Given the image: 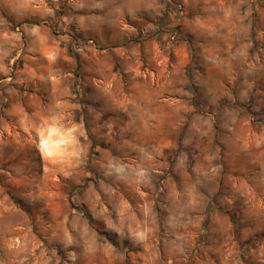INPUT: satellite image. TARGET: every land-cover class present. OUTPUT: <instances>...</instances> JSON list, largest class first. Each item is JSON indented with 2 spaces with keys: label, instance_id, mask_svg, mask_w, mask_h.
<instances>
[{
  "label": "rangeland",
  "instance_id": "1",
  "mask_svg": "<svg viewBox=\"0 0 264 264\" xmlns=\"http://www.w3.org/2000/svg\"><path fill=\"white\" fill-rule=\"evenodd\" d=\"M51 1L0 0V264H264V0L117 4L121 55Z\"/></svg>",
  "mask_w": 264,
  "mask_h": 264
},
{
  "label": "crops",
  "instance_id": "2",
  "mask_svg": "<svg viewBox=\"0 0 264 264\" xmlns=\"http://www.w3.org/2000/svg\"><path fill=\"white\" fill-rule=\"evenodd\" d=\"M62 1H66V0H52L51 1V3H54L53 5L54 10L51 11L53 12L51 14L53 15L57 14L55 10L58 11L61 8L60 4L62 3ZM41 2L42 0H22V5H20L21 8L18 10L17 8H14L15 11H20L18 13L21 14V15H17L16 18L17 19L21 18L22 20H28V19L32 20V19L40 18V16H42ZM112 4H114V7H112ZM117 4H124L123 5L124 9L129 10L130 14L133 15L138 10V8H136V5H138L139 2L137 0H106L105 2H98V4L96 5L95 8H93V10L99 11L102 9H106V13L104 14L99 13L98 14L99 16H96L97 15L96 13L93 16L92 15L84 16L81 24L83 26V30L85 34L90 35L92 37H100L102 32H106L108 43L110 44L111 48L115 46L114 51H118L119 55H121L123 52H126L132 48H136L138 46V45H135L134 43L129 42L131 40V37L134 35V33L137 34V29H135L133 26H129L130 30H126V29L121 30L122 29L121 25L123 23L122 19L120 18L117 21L116 19L113 18L114 15L112 14L113 11H119L121 9V7H118ZM21 29H24V26H22ZM21 29L18 28V31ZM115 30H118V33L115 32ZM89 42L91 43L92 41H89ZM19 73L22 74V70H19ZM80 84H81V78L78 79L77 86H79ZM74 92L76 91L74 90ZM262 140L263 139L261 137L260 139L261 143H259L260 144L258 145L259 149H257L258 154L261 151L264 153V146H263ZM233 142L237 143V148L236 150H234V152L238 154V156L242 157L243 160H244V157L247 156L248 154L252 155V151L255 150L254 149L255 146L248 147L245 140L238 139L237 135L234 136ZM243 163L244 164L242 166L243 168L242 170L243 172H245L247 170L248 164H246L245 161H243ZM244 177L245 176L243 175L242 178L244 179ZM248 197L249 195H245L242 200V203L244 205V211L247 209L245 208V206L247 205L246 201ZM233 204L235 205V202H233ZM257 220L259 222H264V211L259 212ZM245 225L247 224L245 223Z\"/></svg>",
  "mask_w": 264,
  "mask_h": 264
},
{
  "label": "trees",
  "instance_id": "3",
  "mask_svg": "<svg viewBox=\"0 0 264 264\" xmlns=\"http://www.w3.org/2000/svg\"><path fill=\"white\" fill-rule=\"evenodd\" d=\"M89 220H90V223L92 224V221H91V219L89 218Z\"/></svg>",
  "mask_w": 264,
  "mask_h": 264
}]
</instances>
